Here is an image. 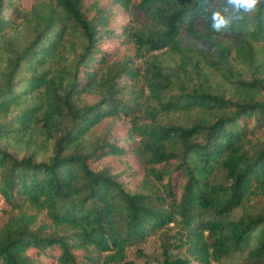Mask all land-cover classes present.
<instances>
[{
  "label": "trees",
  "instance_id": "16d2710c",
  "mask_svg": "<svg viewBox=\"0 0 264 264\" xmlns=\"http://www.w3.org/2000/svg\"><path fill=\"white\" fill-rule=\"evenodd\" d=\"M226 5L0 0V264H264V0Z\"/></svg>",
  "mask_w": 264,
  "mask_h": 264
},
{
  "label": "rangeland",
  "instance_id": "374dc122",
  "mask_svg": "<svg viewBox=\"0 0 264 264\" xmlns=\"http://www.w3.org/2000/svg\"><path fill=\"white\" fill-rule=\"evenodd\" d=\"M171 232L170 237L174 231ZM167 240L163 233L150 237L145 243L129 248L127 260L132 264H164L163 251ZM223 264H240V262L238 259H234Z\"/></svg>",
  "mask_w": 264,
  "mask_h": 264
},
{
  "label": "clouds",
  "instance_id": "9594fccd",
  "mask_svg": "<svg viewBox=\"0 0 264 264\" xmlns=\"http://www.w3.org/2000/svg\"><path fill=\"white\" fill-rule=\"evenodd\" d=\"M258 0H227V5L224 8V12L228 11L230 7L233 14L243 12H250L256 8ZM234 18L233 15H224L221 11H213L210 15L211 29L219 32L222 29H227L231 20Z\"/></svg>",
  "mask_w": 264,
  "mask_h": 264
}]
</instances>
